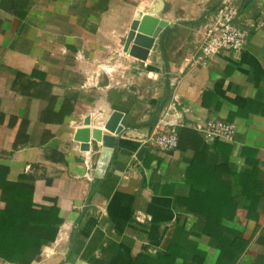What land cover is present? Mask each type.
<instances>
[{"label":"crops","instance_id":"1","mask_svg":"<svg viewBox=\"0 0 264 264\" xmlns=\"http://www.w3.org/2000/svg\"><path fill=\"white\" fill-rule=\"evenodd\" d=\"M221 1L0 0V233L18 217L32 219L29 235L61 223L31 264H264V0H235L243 51L204 59ZM139 13L171 27L147 61L124 51ZM169 107L182 126L172 152L143 143ZM208 120L234 124L235 141L207 142L193 126ZM84 129L116 139L103 173L104 145L78 141ZM207 163L232 187L255 169L262 192L256 213L223 221L222 241L184 204L188 170ZM237 234L245 251L220 263Z\"/></svg>","mask_w":264,"mask_h":264},{"label":"trees","instance_id":"2","mask_svg":"<svg viewBox=\"0 0 264 264\" xmlns=\"http://www.w3.org/2000/svg\"><path fill=\"white\" fill-rule=\"evenodd\" d=\"M215 179L216 181L213 182ZM187 182L191 186L190 198L184 200L187 210L202 216L206 221L205 234L218 241L226 237L224 233L227 229L223 227V221L233 219L239 209L246 210L250 216L256 213L262 193L255 169L235 175L236 185L232 187L223 180V175L216 171L213 165L207 163L190 168L187 173ZM235 188L239 191L236 192ZM31 223V218L18 217L16 225L13 228L9 226L8 235L0 233V241L4 243L6 239L13 243V250L0 251L7 254L0 253V259L12 264H31L41 254L43 246L56 240L60 220L51 217L47 225H42L36 234L29 235L27 229ZM234 242L232 248L220 245V263L226 260L235 263L236 259L243 254L246 243L242 235H235ZM236 253L238 256H235Z\"/></svg>","mask_w":264,"mask_h":264},{"label":"built area","instance_id":"3","mask_svg":"<svg viewBox=\"0 0 264 264\" xmlns=\"http://www.w3.org/2000/svg\"><path fill=\"white\" fill-rule=\"evenodd\" d=\"M240 14L241 7L235 0H223L214 8L207 19L205 39L198 49L204 59H212L223 51L239 53L246 48L249 32L240 25ZM178 84L176 81L173 82V86ZM171 107L164 110L159 123L160 127L158 126L144 138V144L153 145L166 152L175 151L180 147L177 128L182 126L169 122ZM193 129L199 132L207 142L219 139L233 143L236 137V126L222 120L198 122Z\"/></svg>","mask_w":264,"mask_h":264},{"label":"water","instance_id":"4","mask_svg":"<svg viewBox=\"0 0 264 264\" xmlns=\"http://www.w3.org/2000/svg\"><path fill=\"white\" fill-rule=\"evenodd\" d=\"M163 8L164 3L159 1L154 15H159L163 11ZM170 29L171 27L167 23L152 20L150 17H144L142 13H139L135 24L125 41L124 51L126 53H130L131 56L139 60L147 61L151 52L156 53L159 48L163 47L164 39ZM85 125H90V120H87ZM109 129L116 135H119L123 131L122 128ZM91 138L95 142L102 143L104 145V148L101 151V169L99 170V173H103L104 170H107L108 165L111 163L116 139L104 136L103 132L100 130L91 131L90 129L80 130L77 136L78 141L80 140L82 143L86 144L90 142ZM144 150L145 149L142 148L141 153H143ZM76 264L85 263L77 262Z\"/></svg>","mask_w":264,"mask_h":264},{"label":"rangeland","instance_id":"5","mask_svg":"<svg viewBox=\"0 0 264 264\" xmlns=\"http://www.w3.org/2000/svg\"><path fill=\"white\" fill-rule=\"evenodd\" d=\"M222 2V1H221Z\"/></svg>","mask_w":264,"mask_h":264}]
</instances>
